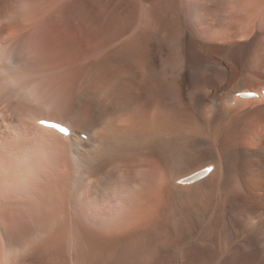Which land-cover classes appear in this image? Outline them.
<instances>
[{
  "label": "bare ground",
  "instance_id": "obj_1",
  "mask_svg": "<svg viewBox=\"0 0 264 264\" xmlns=\"http://www.w3.org/2000/svg\"><path fill=\"white\" fill-rule=\"evenodd\" d=\"M19 1L23 7L20 11L16 10L20 12L19 16L18 14L13 16L11 14L15 10L14 0H0V22L1 18L3 22L7 19L5 26L0 23V39L2 40L5 34L9 36L11 32H20L13 38L9 36V42L6 40L7 43L3 45V54H0V76L9 77L10 83L15 87L23 83L26 85L27 82L26 89L21 90L23 94L30 89L33 90L32 87L36 85V83L32 85L30 81L31 73L38 74L42 81L43 78L47 79L46 83L48 80L54 82L66 72L70 56L63 50L64 47L61 49L63 38L59 35L63 40L61 45L59 38H56L58 36L54 35L55 39L52 35L53 29L52 33L43 34L42 43L39 38L37 39L39 42L35 40L40 43L38 47L40 45L43 48L35 47L39 49H36L39 53L37 52L34 58L27 59L26 56L21 58V52L27 46L26 44L24 46L26 37L32 39L34 29L32 32L27 30L28 36H26L27 33L24 34L26 29L20 20L30 19L38 11H48L60 0ZM150 1L147 3L143 0H74L71 4L67 1L65 4L60 2L63 3L62 6L54 9L55 11L51 10L52 14L49 18L58 16L60 25L64 26L62 29L56 26V29L60 32L64 30L70 34V37L74 36L78 39L90 31L94 32L97 27L98 31L101 30L99 26L103 21L114 19L121 12L123 14L121 17L118 16L110 27L108 26L109 30L99 40L98 47L95 45L94 49L89 48L75 55L81 63L87 60L94 61L82 69L76 82L71 86L70 102L48 116L37 118L36 125L30 122L31 126L33 125L31 128L34 129L33 139L40 144V147L35 146L36 150L39 147L42 153L41 149L44 146L51 149L46 151L50 153L47 154L49 158L52 155L49 170L54 172L55 183L46 184L45 191L39 194L44 201L11 200L13 189L8 184L9 181L4 180L9 174V167L8 164L0 163L2 164L0 167V264H65L66 253L71 257L73 249L77 257L75 263L78 264L178 263L177 258L181 255L175 249L179 242L177 244L171 231V218L176 211L177 201L184 198H187V201L195 200L207 194L214 180L224 169L219 157L220 153L225 154L237 146L241 148L242 157L250 163L248 169L242 167L245 172L243 175L252 191V198L260 203L257 190L258 187L264 188V182L262 184L260 182L261 166L264 161V132H261L264 128V115L260 111L259 118L256 119L255 116L254 120L246 122V126L242 129L233 128L236 122L231 116L251 101L264 100V80L259 83V88L249 89L247 84L253 85L255 83L253 78L249 73L245 79V76L240 74L237 76V83L234 82L225 90L218 88V94L208 97V103H215L214 108L208 103L203 106L204 99L198 103L195 98L199 89L191 87L192 83L184 78L181 66L184 13L181 2L179 0ZM260 1L254 0L257 4ZM121 3L124 5L122 9L117 7ZM96 4L102 7L110 5L112 10L107 13L108 15L96 12L89 16V9H93ZM44 14L39 16L42 17ZM216 14L217 18L219 12ZM35 36L33 35V39H36ZM53 38L54 41L58 40L60 46L53 45ZM51 40L53 43L50 42ZM65 40L68 38L66 37ZM260 45L262 42L258 40L257 47ZM30 46H27L26 50ZM99 56L102 57L101 60L98 59ZM257 58L255 60H258ZM10 83L8 85H11ZM6 84L4 87L7 86ZM142 86L144 90H139L138 88ZM9 90L11 93L13 89ZM49 90L53 89L49 87ZM221 91L224 92V97L220 95ZM247 92H255L258 97L245 98L240 95ZM28 114L29 112L25 113L26 116ZM41 121L65 124L70 129V134L66 136L58 131L54 132L51 127L41 126ZM205 128L214 130V135L208 138L213 139L215 143H210L207 139L203 140ZM85 135L86 139L82 137ZM216 143H219L217 146L221 152H218ZM189 151L203 153L204 156L206 155L204 160L211 159L204 164L197 163L195 164L197 166L186 167L183 159ZM230 154L229 152L228 155ZM34 157L32 156L31 159L35 160ZM153 160L159 165L155 179H152L153 175L147 166ZM36 162L34 161L33 164L35 165ZM209 166L213 167L212 172L193 184H184L185 178ZM217 182H220V179ZM153 183L162 187V192L156 193L152 187ZM10 189L12 191H9ZM54 193L58 194L59 200L49 205L45 199L49 194L53 196ZM114 193L120 196L131 193L122 205L123 210H116L113 214V223H119L112 226L110 223L94 225L96 219H100V223L106 221V218L99 214L101 208L115 210L116 205L113 201H105ZM3 195L6 199H3ZM156 200L162 203L161 207L154 210V214H158L157 217L150 212ZM64 201L67 210L63 207ZM188 203L191 202L185 204ZM45 206L54 210L52 224L44 221L47 213L44 211ZM122 216L123 218L119 220ZM107 226L108 230L118 228L112 233L105 229ZM258 226L261 227L263 224ZM53 231L54 234L58 232V236L49 240ZM262 231L264 232V227ZM66 238H68V249L64 246ZM202 241L186 252L190 254L208 251L206 243ZM131 245L135 246L128 251L133 254L121 255L119 247ZM244 247L236 248L231 257L233 261L240 251L246 253L244 250L247 251L248 246ZM257 247L259 246H256V250Z\"/></svg>",
  "mask_w": 264,
  "mask_h": 264
},
{
  "label": "rangeland",
  "instance_id": "obj_2",
  "mask_svg": "<svg viewBox=\"0 0 264 264\" xmlns=\"http://www.w3.org/2000/svg\"><path fill=\"white\" fill-rule=\"evenodd\" d=\"M41 1L48 2L49 0H44V1L41 0ZM66 1L68 2V0H63V1L60 0L59 3L52 5V8H49L48 11H38V13L34 15L32 18L30 19L23 18V21L20 20V22H23V27L26 29V30L23 29V31L24 30L26 31L24 32V34L27 33L26 36H28L27 30L29 31L31 30L32 32L33 29L34 31L32 32V34L34 33L33 35L34 36L36 35L35 36L36 39H33V35H32V39L28 37L31 40V43L30 40L25 36L27 41L25 40L26 42L24 43V46L25 44L27 46L29 45L31 46L28 48V50H26L27 46H25L24 51L21 52V56H22L21 58H24L25 56L27 57V59H29L30 57L34 58L35 55H37L38 52L37 50H39L37 48L36 50L35 47H38V44L42 43L41 40L43 34L52 33L53 32L52 30L54 29L52 35L58 36L56 38H59L61 45H62L61 41L64 40L61 49L62 47L65 48V46L67 45L65 49L63 48V50H65V52L68 53L70 56V60L66 68V72L62 74L58 79H56V81L54 80L53 82L51 80H48L49 82L47 81V83H46L47 79L43 78L44 81H42V78L38 76V74H36L35 72L31 73L30 81L32 85H35V83L36 85L32 87L34 88L33 90L30 89V91L23 92V94L21 90H23L28 85L27 82L26 85L23 83L15 87L13 83H10L9 77L5 78V76L3 75L0 76V101H1L0 102V107H1L0 108V116H1L0 117V161H1L0 163H2L3 165L4 163L8 164L9 174H7V177H5L4 180L9 181L8 184L12 185L13 192L11 193H13V195L12 194L9 195H12L13 197H10V199L14 201L17 200L16 202H21V200L22 202L24 200L29 202L32 201L39 202V200L44 201V198L39 194L45 191L46 184L55 183L54 172L49 170L51 164L50 162L52 160L50 158H52V155H50L49 158L48 155L50 153L46 151V149L49 150L50 148H48L47 146L43 147L42 145L41 148L42 147L43 148L41 150L43 154L40 153L39 151L40 144L34 141L35 139H33L34 137L32 136L33 134L32 132H34V129H32L33 125L31 126V124L35 123L34 125H36L37 118L42 116H48L51 112L60 110L63 106H65L70 102L71 97L69 95L71 93V86L73 85V83L76 82V79L79 76V73L82 72V69L86 68V66H88L90 63L94 61V60H87L81 63L78 59H76L75 55H78L82 53L84 50H88L89 48L94 49L95 45L98 47L100 45L99 40H101L102 36L108 32L110 24L113 23L115 20H117L118 16L121 17L122 16L121 14H123V12H121V14L115 17L114 19L109 18L105 22L103 21V24L101 25L102 27L99 26L101 30L98 31L97 30L98 27H97L94 29V32L90 31L87 33L88 35L85 34L84 37L78 39L74 36L70 37V34H68L64 30L60 32L56 29L57 27L58 28L61 27V29L64 28V26L60 25V20L58 16L49 18L52 14L51 10L55 11L54 9H57V7L63 5V3L60 2H64L65 4ZM143 1H147V3L151 2L150 0H143ZM159 1L162 2V0ZM163 1H169V0H163ZM179 1L181 2V9L184 12L183 25H182L183 42H182V49L180 54L182 61L181 66L184 71L183 72L184 78L187 80L189 79V81L192 83L191 87L194 89L195 88L199 89L195 100L198 103H201L202 100L204 99L203 106H206V103H208L209 98L218 94L219 92L218 88L224 90L226 88H230V86H232L234 82L237 83L238 81L237 76L240 74L245 76L244 79L246 78V75L248 73L250 74L251 78H253L255 83L253 85L252 84L250 85V83L247 84L248 85L247 88L249 89H256L257 87L259 88L260 87L258 86L260 85L259 83L262 80H264V26H263L264 16H262L264 15V0H261L259 4L255 3L254 0H179ZM236 1H238L237 4ZM69 2L68 3L71 4L72 2H74V0L72 1L70 0ZM37 3L40 4L41 2H37ZM19 5H21V7H19ZM22 7L23 6L19 0H17V2L14 0L13 9L15 10L14 13H12L11 15L16 16V14H18L19 16L20 12L18 13V11H20ZM111 7L112 6L110 5H103L102 7L100 4H96L93 7V9L92 8L89 9L88 14L89 16L96 14V12L97 14L102 13V15H105L107 13L109 14L110 11L112 10ZM117 7L122 9L124 8V5L121 3L120 5L118 4ZM104 9L105 11H103ZM114 12L117 13V11ZM218 12L219 15L216 18L215 15H217L216 13ZM43 13L45 14L42 17H40L39 15H42ZM5 21H7V19H5L3 22V18H1L2 23L1 22L0 23L2 24V26H5ZM36 26H39V28ZM103 27L104 29H102ZM14 33L16 32H11L9 34L10 38L17 36L20 32L19 33L17 32L18 34L16 33L15 35H13ZM30 34L31 33L29 32V35ZM59 35L61 38H63V40L60 39ZM98 35L100 36L98 37ZM4 36H3L4 38L2 37L3 38L2 40L0 39L1 40L0 54L1 53L3 54V45L6 44L7 41L9 42V36L6 34ZM89 36L90 38H87ZM66 37L70 41L65 40ZM37 39L40 40V43L36 42L38 41ZM113 40H115V38H113ZM258 40H261L262 42V45H260L259 47H257ZM53 41L51 40L50 42L53 43ZM55 41L53 45L60 46L58 40ZM38 48L41 49L43 47L39 45ZM257 48L258 51H256ZM101 56L103 57L104 55ZM101 56H99L100 57L98 58L99 60L102 59ZM256 57H258L257 58L258 60H255ZM9 83L11 84V86L8 85ZM5 84L7 86L4 87ZM42 84L46 86L44 87ZM49 87L50 89L53 90H49ZM9 89H13L11 90V93ZM138 89L144 90V86H142V88L139 87ZM7 91L9 92L10 95H8ZM216 91L217 93H215ZM223 93H224L223 91L220 92V95L222 97H224ZM3 94L5 95L2 96ZM16 95H18L19 97H17ZM208 104L212 108L215 107V103L213 102ZM260 111L264 115V100H257L253 102L251 101L249 104H246L238 112L232 114L231 117L236 122L233 128L235 127H237L238 129L244 128L250 120L252 119L254 120L255 116L256 119L259 118L258 114L261 113ZM26 112L27 113L29 112L28 118H27L28 115L27 116L25 115ZM25 121L27 122V124ZM25 124L28 127L25 126ZM263 129L261 132H264ZM25 130L28 131L25 132ZM205 135L207 137H205ZM213 135H214L213 129L209 130L205 128L203 130L202 138L203 140L207 139L210 143L212 142L215 143L213 139L209 140ZM82 137L86 139L87 136L85 135ZM30 142L32 143L36 142V143H34V145L31 143L30 145ZM217 144L219 145V143H216V146ZM35 146L36 147L39 146L38 150H36ZM217 148H218V152H221L218 146ZM238 148L240 147L239 146L234 147L230 149L228 152H226L228 154L230 152L231 153L230 155L226 153L222 154V152L220 153L219 157L221 159L224 169L222 173L214 180V183L212 184L210 190L206 192L207 194H203L204 196L201 195V198L203 197V199L199 197L200 200L198 198L195 200L187 201L186 200L187 198L186 199L184 198V199H179L183 203L182 202L180 203L179 200H178L179 202L177 201L175 205L176 211L173 214V217L171 218V223H172L171 231L172 234H174L173 236L177 244L179 242L177 246L181 247L178 248L176 246L177 249H175V251H178L179 255L181 256L177 258L178 263L175 264H235V263L264 264V235H263L264 232L262 231L264 227V207H261L264 206V188L258 187L259 192L257 190V193H259L260 196L259 198L260 203H258V201H255L256 199L252 198L253 195L251 193L252 191L251 189H249L247 180H245L246 179L245 175H243L245 174L243 168L248 169L250 163L242 157L241 148L240 149ZM23 150H25L26 153ZM29 151L30 152L32 151L31 154ZM35 151L39 152L40 155L38 153L36 154ZM34 153L36 154L35 156L36 158L34 157L35 155ZM45 153L46 155L47 154L48 155L46 156ZM29 155L30 156L32 155L35 160L31 159L32 156L30 157ZM205 156L203 155V153H199L196 151H189L187 156L183 159V164L184 165L186 164L187 165L186 167L195 165L197 163L198 165L201 163L204 164L211 159V158L210 159L207 158L206 160H204ZM32 160L33 163L34 161L35 162L38 161V162H36L34 165L32 163ZM235 160L237 161L239 160V161L237 162ZM22 163L25 164L23 165ZM2 164L0 165V167L2 166ZM20 164H22L23 166ZM157 164L158 163L155 160L147 164L148 170L153 175L152 179H155L156 170L159 168L158 167L159 165ZM27 165H29V167H27ZM31 165L32 166L34 165L33 168ZM34 167L37 168L35 169ZM219 179L220 182H217L219 181ZM260 182L261 184L264 182V161L261 166ZM158 186L159 185L155 186L153 183L152 187L156 193H158L159 191L162 192L163 190L162 187H158ZM9 191L12 190L10 189ZM130 195L131 193H126L123 196H120L119 194H115V193L113 195L110 194L105 201L107 200L113 201V203H115L116 205L115 210H106L105 207L101 208V212H99V214H101L103 218H106V221H104V223H100V219L97 220L96 218H94L96 219L94 225L97 224L103 225L105 223H110V225L112 226L118 224L119 222L113 223V214L115 213L116 210L119 211L123 210L122 205ZM39 197H41V199H39ZM3 199H6L5 196L3 197ZM45 200L49 202V205H53L56 201L59 200V196L56 193H54L53 196L49 194ZM189 201L191 203H188L189 204L188 206V204L185 203ZM201 202L203 204H201ZM161 206H162L161 201L156 200L150 212L157 217L158 214H154V210ZM63 207H65L66 209L65 201ZM163 209L160 211L161 213ZM44 211H47L46 217H44L45 223L52 224L54 220L53 218L54 210L50 209L49 206L48 207L45 206ZM256 216H259L262 219H258ZM122 218L123 216L119 220H121ZM128 218L129 216L126 217V220H128ZM262 224L263 226L261 227L258 226ZM257 226L259 229L257 228ZM117 228L118 227L111 228L110 230H108V226L105 227L106 230L112 233H114V231ZM260 230L263 234L259 232ZM56 236H58V232L54 234L53 231V234L49 237V240H51L52 238L54 239V237ZM200 240L201 241L203 240L202 242L206 243L207 245L206 247L208 248V251L206 250L203 252H199V253L194 252L190 254L186 252L190 248L192 249L195 246H197L201 242ZM64 246L66 247V249H68V238H66ZM133 246L135 245H131L129 247L126 246L119 247L121 249V255H125V256L132 255L133 253H130V251L128 250ZM244 246H248L246 247L247 251L244 250V252L246 253L240 251L241 256L239 254L238 257L233 261L231 259V257L233 256L232 255L233 252L236 250V248L237 249L245 248ZM256 246H259L257 247V250H256ZM73 251L74 249L71 250L72 253L71 257H69L68 253H66L64 260L65 264H78L75 263L77 257L76 254L73 253ZM213 256L215 259L213 258ZM232 261L233 263H231Z\"/></svg>",
  "mask_w": 264,
  "mask_h": 264
},
{
  "label": "water",
  "instance_id": "obj_3",
  "mask_svg": "<svg viewBox=\"0 0 264 264\" xmlns=\"http://www.w3.org/2000/svg\"><path fill=\"white\" fill-rule=\"evenodd\" d=\"M202 174H203V172L200 171V172H197V173L189 176L187 178V182H194V181L198 180L201 177Z\"/></svg>",
  "mask_w": 264,
  "mask_h": 264
},
{
  "label": "clouds",
  "instance_id": "obj_4",
  "mask_svg": "<svg viewBox=\"0 0 264 264\" xmlns=\"http://www.w3.org/2000/svg\"><path fill=\"white\" fill-rule=\"evenodd\" d=\"M9 86H11V85H9ZM41 126H49V127H51V126H50L49 124H47V123H46V124H43V125H41ZM51 128L53 129L54 132L58 131L57 128H54V127H51ZM48 135H50V134H48Z\"/></svg>",
  "mask_w": 264,
  "mask_h": 264
},
{
  "label": "snow or ice",
  "instance_id": "obj_5",
  "mask_svg": "<svg viewBox=\"0 0 264 264\" xmlns=\"http://www.w3.org/2000/svg\"><path fill=\"white\" fill-rule=\"evenodd\" d=\"M206 171H211L210 169L206 170Z\"/></svg>",
  "mask_w": 264,
  "mask_h": 264
},
{
  "label": "crops",
  "instance_id": "obj_6",
  "mask_svg": "<svg viewBox=\"0 0 264 264\" xmlns=\"http://www.w3.org/2000/svg\"><path fill=\"white\" fill-rule=\"evenodd\" d=\"M39 18V17H38ZM12 187V185H10Z\"/></svg>",
  "mask_w": 264,
  "mask_h": 264
}]
</instances>
